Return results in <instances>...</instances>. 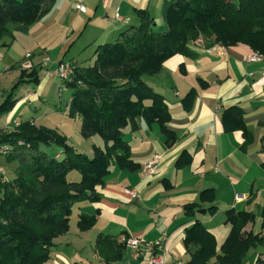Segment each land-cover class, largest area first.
<instances>
[{
	"label": "crops",
	"instance_id": "0c3cea01",
	"mask_svg": "<svg viewBox=\"0 0 264 264\" xmlns=\"http://www.w3.org/2000/svg\"><path fill=\"white\" fill-rule=\"evenodd\" d=\"M165 1L168 0H85L87 11L82 12L74 7V0H56L51 11L27 33L14 31V40L7 38L6 45L0 46L3 56L0 103L16 81L13 78L10 84L8 72L18 76L21 69L27 72L36 69L40 81L34 83L36 87L27 84L30 88L26 95L17 96L20 102L6 114L0 128L10 130L14 122L26 121L21 118L20 111L27 104L36 112L40 110L45 117L44 122L40 119L42 116L27 120L56 129L66 135L72 145L93 156L94 145L103 147L104 141L99 143L95 136L83 140L74 137L76 141H73L66 125L68 118L56 122L51 117L63 111L68 115L73 93L66 104L54 94L62 82L55 70L61 60L68 58L77 59L80 66L91 65L98 45L114 41L121 31L138 23L135 8L148 9L157 26L165 29ZM117 12L123 20L116 19ZM191 47L194 55H174L159 73L144 77L145 82L163 94L168 102L171 121L167 126L175 133V142L168 145L161 127L158 124L149 126L144 120L136 131L125 128L131 157L139 163V169L128 171L113 167L106 184L98 188L100 198L85 200L73 207L69 232L56 239L57 245L44 264L149 263L152 252L143 246L140 252L126 248L121 260L105 262L95 248L100 233L112 235L118 242L131 237L147 242L161 241L162 248L154 253L163 258L164 264H189L190 255L183 240L186 228L196 220L213 232L220 249L231 228L225 221L227 210L251 211L255 216L260 213L264 207V60H251L255 52L246 44L208 46L206 39L199 38ZM15 65L19 68L13 67ZM193 87L197 97L192 108L186 111L181 99ZM236 104L244 109L245 122L253 134V141L246 148L242 146L241 131L225 132L223 129V110ZM70 119L81 126V117ZM183 153L191 161L177 167L176 162ZM155 156L159 159L154 172L146 175L145 166ZM209 187L216 190L215 204L219 212L211 215L203 207L205 212L187 216L185 205L198 201L200 192ZM127 188L135 189L136 195L125 193ZM82 213H97L96 224L86 231L78 227ZM255 224L256 221L249 223L245 231H256ZM258 247L248 251L244 264H255L259 255L264 257V249Z\"/></svg>",
	"mask_w": 264,
	"mask_h": 264
},
{
	"label": "trees",
	"instance_id": "16d2710c",
	"mask_svg": "<svg viewBox=\"0 0 264 264\" xmlns=\"http://www.w3.org/2000/svg\"><path fill=\"white\" fill-rule=\"evenodd\" d=\"M55 2L0 0V46L6 45L7 38L14 40V31L27 33ZM135 12L138 23L121 31L114 41L98 45L91 65L80 66L77 60L72 77L65 82L73 92L68 115L81 117L82 137L98 135L104 141L103 147L94 145L93 156L72 145L56 129L31 120L10 130L0 128V143L8 146L4 160L15 164L12 179L0 175V264L47 262L56 239L69 232L73 207L85 200H98V188L106 184L113 167L139 169L131 157L125 128L136 131L144 120L149 126L161 127L168 145L175 142L177 137L167 126L171 121L168 102L145 82V76L159 73L174 55H194L191 43L199 38L206 39L208 46L246 44L264 60V0H168L163 4L166 27L162 30L148 9L135 8ZM39 81L36 69H22L12 91L0 103V117L20 100L15 95L17 85ZM196 97L194 87L182 97L186 111ZM244 115L239 104L226 107L222 124L225 132L241 131L246 148L253 134ZM53 145L58 148L51 152L45 149ZM190 161L183 153L176 165L183 167ZM72 172H78L80 179L71 180ZM215 200V188H205L198 201L185 205V212L194 217L205 207L215 215L219 212ZM226 215L231 228L220 249L213 232L200 220L186 228L183 241L189 264H243L250 249L264 245V207L260 231H245L255 222L251 211L229 209ZM96 222L97 213H82L78 227L86 231ZM95 248L105 262L113 263L123 258L127 247L125 240L118 242L112 235L100 233ZM255 264H264V257L259 255Z\"/></svg>",
	"mask_w": 264,
	"mask_h": 264
},
{
	"label": "rangeland",
	"instance_id": "374dc122",
	"mask_svg": "<svg viewBox=\"0 0 264 264\" xmlns=\"http://www.w3.org/2000/svg\"><path fill=\"white\" fill-rule=\"evenodd\" d=\"M75 1V0H74ZM73 4H74V2H73ZM80 11V10H79ZM252 55H254V54H252ZM84 56L85 57H87L88 55L87 54H84ZM90 56H88V60H90L91 58H89ZM72 59H75V58H68V59H65V60H61V62H63V61H70V60H72ZM51 69V68H50ZM57 69V68H56ZM54 71V70H53ZM1 72V71H0ZM21 72H22V69L21 70H19V74H18V76L16 75L15 76V73H13V72H8V74H7V78H8V80L10 81V84L12 83V79L13 78H16V81H15V83L18 81V79L20 78V76H21ZM55 72H56V70H55ZM1 74V73H0ZM56 75H57V73H56ZM60 79V78H59ZM58 79V80H59ZM57 80V81H58ZM62 81V80H61ZM14 83V84H15ZM29 82H25V84H22V83H20L19 85H17L16 87H15V90L17 91L16 92V96H18V95H26V93H27V90L30 88H27V84H28ZM14 84H13V86H14ZM33 85H32V87L33 86H35L36 87V85L34 84V83H32ZM62 82H61V85H60V87L62 86ZM13 86H11L10 88H9V92H11L12 91V87ZM18 87V88H17ZM60 87H59V91H57L56 90V92H55V90H54V94L56 93V95L58 96V98L60 99V100H63V101H65L64 102V104H66V100H67V98L70 96V93L72 92V89L71 88H67L66 90H64V91H62V92H60ZM0 89H1V87H0ZM52 97H54V96H52ZM21 99V98H20ZM20 102V100L17 102V103H19ZM38 102H41V100H39ZM62 102V101H61ZM26 103H28V102H26ZM17 105V104H16ZM15 105V106H16ZM38 106H39V103H38ZM26 108H27V111H26ZM13 110V109H12ZM11 110V111H12ZM25 110V111H24ZM10 111V112H11ZM22 114L20 115L21 116V118L22 119H24V120H27V119H29V118H31V117H35V118H37V119H39L41 116H42V112H40V110L38 111V112H36V110H34V109H32V107H29L27 104L25 105V107L20 111ZM6 116V114L5 115H3V116H1L0 117V125H2L3 124V122H4V119L6 118L5 117ZM52 117V119L54 120V121H56V122H58V121H64L65 119H67L68 118V121L66 122V123H68V124H66V125H68L69 126V129H70V135H71V137H72V139H73V141H76V139L74 140V137L76 138H79V140H83L82 138V135H81V126L80 125H78V126H76V124L74 123L75 122V120H72V119H70V117H68V115L65 113V111H63V112H61V113H55V114H53V116H51ZM40 119H42L43 120V122H44V119H45V117L44 116H42ZM42 120H41V122H42ZM17 122V124H19L20 122L19 121H16ZM33 123H35V124H37L36 122H34V121H32ZM73 123V124H72ZM16 126V124H15V122H14V124H13V127H15ZM9 128H7L6 130H8ZM96 140H98V142L100 143H102L103 142V139L100 137V136H98V135H95V137H94ZM58 147L56 146V145H53V147L52 148H50V147H45V149L47 150V151H49V152H51L53 149L54 150H56ZM0 175H3L4 176V178H5V180L6 179H12L13 177L12 176H14V165L13 164H9V163H7L5 160H4V157L3 156H0ZM12 177V178H11ZM69 178L71 179V180H74V181H76V180H79L80 179V175H79V173L78 172H72L71 174H69ZM260 213H261V209H260V211H259ZM260 213H258L257 214V216L255 217V221H256V224H255V229H256V231H258V230H261V226H260ZM255 223V222H254ZM260 247H262V249H264V246H261L260 245ZM252 249H254V248H252ZM251 249V250H252ZM256 249V248H255ZM258 249H259V247H258ZM258 249L256 250V251H258ZM254 252V251H253ZM252 252V253H253ZM248 253V252H247ZM245 257H246V255H245ZM244 257V258H245ZM246 260H248V257H246ZM243 264H244V261H243Z\"/></svg>",
	"mask_w": 264,
	"mask_h": 264
},
{
	"label": "built area",
	"instance_id": "2783aa9c",
	"mask_svg": "<svg viewBox=\"0 0 264 264\" xmlns=\"http://www.w3.org/2000/svg\"><path fill=\"white\" fill-rule=\"evenodd\" d=\"M74 7L77 10H80L82 12H86L87 11V7L85 4V0H75L74 1ZM116 19L118 20H123L121 15L117 12L115 14ZM2 53H0V64L2 61ZM251 60L255 61L258 59H262V57L260 55H258L257 53H254V55H252L250 57ZM77 64V59H72L70 61H63L61 63H59V65L57 66L56 69V73L58 75V77L62 80V86L60 87V92L64 91L67 89L66 87V81L70 80V78L72 77L74 71H75V65ZM16 125L17 122H15ZM8 151V146L0 143V156L5 155V153ZM159 156H155V158L148 162L145 166V174L146 175H150L154 172L155 169V164L158 161ZM125 193L135 196L136 195V190L135 189H125ZM126 241V247L127 248H133L135 249L137 252L139 251V248L141 246H143L147 251H151L152 255L149 259V263L148 264H164V260L163 258H161L160 256H157L154 252L156 251L157 248H162V243L161 241H156V242H147L145 240H142L141 238L138 237H131L125 240Z\"/></svg>",
	"mask_w": 264,
	"mask_h": 264
},
{
	"label": "water",
	"instance_id": "95a60500",
	"mask_svg": "<svg viewBox=\"0 0 264 264\" xmlns=\"http://www.w3.org/2000/svg\"><path fill=\"white\" fill-rule=\"evenodd\" d=\"M199 211L203 213V212H205L206 210H205V209H201V210H199Z\"/></svg>",
	"mask_w": 264,
	"mask_h": 264
}]
</instances>
